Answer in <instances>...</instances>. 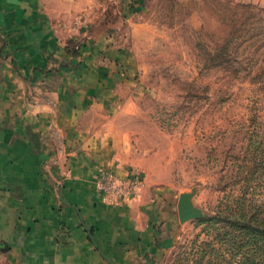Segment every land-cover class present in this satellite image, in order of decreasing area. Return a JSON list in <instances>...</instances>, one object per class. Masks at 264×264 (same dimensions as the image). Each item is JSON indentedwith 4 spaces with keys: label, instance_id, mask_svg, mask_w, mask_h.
<instances>
[{
    "label": "crops",
    "instance_id": "obj_1",
    "mask_svg": "<svg viewBox=\"0 0 264 264\" xmlns=\"http://www.w3.org/2000/svg\"><path fill=\"white\" fill-rule=\"evenodd\" d=\"M99 7L0 0V264H159L181 219L147 185L115 203L96 187L134 174L110 127L134 63L86 28Z\"/></svg>",
    "mask_w": 264,
    "mask_h": 264
},
{
    "label": "rangeland",
    "instance_id": "obj_2",
    "mask_svg": "<svg viewBox=\"0 0 264 264\" xmlns=\"http://www.w3.org/2000/svg\"><path fill=\"white\" fill-rule=\"evenodd\" d=\"M97 1L86 28L108 31L134 63L110 123L133 168L127 178L140 177L139 193L147 185L176 211L187 193L195 210L175 223L159 264H240L213 217L228 215L257 165L246 148L252 130L264 132V0ZM231 33L242 37L234 66L223 50Z\"/></svg>",
    "mask_w": 264,
    "mask_h": 264
},
{
    "label": "trees",
    "instance_id": "obj_3",
    "mask_svg": "<svg viewBox=\"0 0 264 264\" xmlns=\"http://www.w3.org/2000/svg\"><path fill=\"white\" fill-rule=\"evenodd\" d=\"M240 36L231 33L225 38L223 50L228 66L239 62L237 47L242 41ZM233 69L235 73L239 70ZM246 152L250 156L247 159L257 165L245 170L240 194L231 198L228 215L223 216L224 219L219 215L213 217V222L222 221L229 229L223 241L230 251L233 248L238 250L240 264H264V132L258 133L255 129L251 131ZM252 180L253 184L250 183Z\"/></svg>",
    "mask_w": 264,
    "mask_h": 264
},
{
    "label": "built area",
    "instance_id": "obj_4",
    "mask_svg": "<svg viewBox=\"0 0 264 264\" xmlns=\"http://www.w3.org/2000/svg\"><path fill=\"white\" fill-rule=\"evenodd\" d=\"M142 179L120 178L112 173H106L96 181V187L102 198L108 202H120L139 194Z\"/></svg>",
    "mask_w": 264,
    "mask_h": 264
},
{
    "label": "water",
    "instance_id": "obj_5",
    "mask_svg": "<svg viewBox=\"0 0 264 264\" xmlns=\"http://www.w3.org/2000/svg\"><path fill=\"white\" fill-rule=\"evenodd\" d=\"M177 210L180 218L193 217L195 210L190 204V195L187 193H180L177 202Z\"/></svg>",
    "mask_w": 264,
    "mask_h": 264
}]
</instances>
